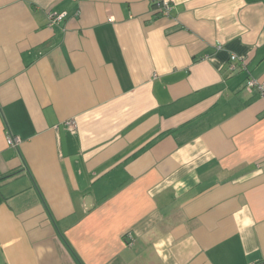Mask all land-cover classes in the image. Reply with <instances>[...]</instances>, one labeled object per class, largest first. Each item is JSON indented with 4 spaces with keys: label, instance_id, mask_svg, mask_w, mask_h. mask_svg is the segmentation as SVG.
<instances>
[{
    "label": "crops",
    "instance_id": "0c3cea01",
    "mask_svg": "<svg viewBox=\"0 0 264 264\" xmlns=\"http://www.w3.org/2000/svg\"><path fill=\"white\" fill-rule=\"evenodd\" d=\"M165 1L0 0V264H264V0Z\"/></svg>",
    "mask_w": 264,
    "mask_h": 264
},
{
    "label": "built area",
    "instance_id": "2783aa9c",
    "mask_svg": "<svg viewBox=\"0 0 264 264\" xmlns=\"http://www.w3.org/2000/svg\"><path fill=\"white\" fill-rule=\"evenodd\" d=\"M153 3H156V9H158L160 11V13L162 15H168L169 9H170V5L168 4L167 1L165 0H152ZM65 16V13H48L47 17H48V22L49 25H52L54 23H58L60 21L63 20ZM236 59V56L233 55L231 56V61H234ZM245 89H247L249 92L253 89H256V91L258 92L260 98L264 101V83H260L252 78L246 80L245 82ZM68 125L74 129L76 128V124L74 123V121H70L68 123ZM17 139L8 136L7 137V144L9 145H15L17 142ZM251 264H255V263H251Z\"/></svg>",
    "mask_w": 264,
    "mask_h": 264
},
{
    "label": "trees",
    "instance_id": "16d2710c",
    "mask_svg": "<svg viewBox=\"0 0 264 264\" xmlns=\"http://www.w3.org/2000/svg\"><path fill=\"white\" fill-rule=\"evenodd\" d=\"M155 4H156V3H153V2H152V6H153V8H156ZM7 176H9V175H7Z\"/></svg>",
    "mask_w": 264,
    "mask_h": 264
}]
</instances>
